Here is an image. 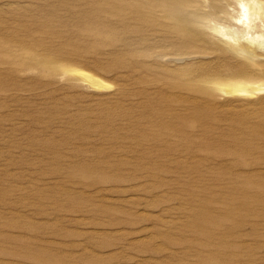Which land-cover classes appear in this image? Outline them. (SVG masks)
I'll return each instance as SVG.
<instances>
[{
    "label": "rangeland",
    "instance_id": "obj_1",
    "mask_svg": "<svg viewBox=\"0 0 264 264\" xmlns=\"http://www.w3.org/2000/svg\"><path fill=\"white\" fill-rule=\"evenodd\" d=\"M231 3L0 0V264H264V90L225 91L264 54L219 40Z\"/></svg>",
    "mask_w": 264,
    "mask_h": 264
},
{
    "label": "bare ground",
    "instance_id": "obj_2",
    "mask_svg": "<svg viewBox=\"0 0 264 264\" xmlns=\"http://www.w3.org/2000/svg\"><path fill=\"white\" fill-rule=\"evenodd\" d=\"M232 6L233 13L228 19L230 27H227L226 31L218 27L219 29H215V32L231 53L246 60L245 64L254 65L255 60L264 54V2L262 0H233ZM88 78H90L89 75ZM262 86L238 84L225 91L230 94H244L249 93L255 87H261L258 89V92H261L264 90Z\"/></svg>",
    "mask_w": 264,
    "mask_h": 264
}]
</instances>
